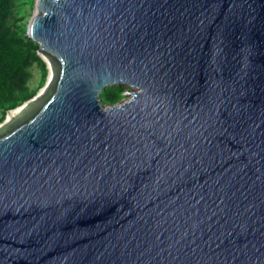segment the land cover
Returning <instances> with one entry per match:
<instances>
[{"label":"water","instance_id":"1","mask_svg":"<svg viewBox=\"0 0 264 264\" xmlns=\"http://www.w3.org/2000/svg\"><path fill=\"white\" fill-rule=\"evenodd\" d=\"M35 6L53 77L0 124V264H264V0Z\"/></svg>","mask_w":264,"mask_h":264},{"label":"trees","instance_id":"2","mask_svg":"<svg viewBox=\"0 0 264 264\" xmlns=\"http://www.w3.org/2000/svg\"><path fill=\"white\" fill-rule=\"evenodd\" d=\"M34 3L35 0H0V123L9 110L33 98L47 79V64L39 55L40 44L28 36L25 17L11 20L17 7L32 9ZM35 65L42 75L33 86ZM129 88L124 84L106 87L100 94L101 103H119Z\"/></svg>","mask_w":264,"mask_h":264},{"label":"rangeland","instance_id":"3","mask_svg":"<svg viewBox=\"0 0 264 264\" xmlns=\"http://www.w3.org/2000/svg\"><path fill=\"white\" fill-rule=\"evenodd\" d=\"M35 2H36V0H35ZM35 13H36L35 3H34V6H33L32 9H30V8L21 9L20 7H17L14 15L11 17V20L14 21V20H16L18 18L25 17L24 21L26 22L27 30H28L29 23H30V21H31V19L34 16ZM46 64H47V69H48V74H47V79H46V82H47L48 76L51 74V72H50V66H49L48 62H46ZM33 74H34V76H33V79H32V85L34 86V85H37L39 83V81L41 80V75H42L41 74V69L39 68L38 65H35V67L33 68ZM46 82H45V84H46ZM45 84H44V86H45ZM44 86L39 89L38 93L33 97V99L38 97V95L42 94ZM131 91H132V89H130V88L127 89L125 91V98H123L119 103L125 102L126 100L130 99V97H131L130 92ZM6 118H7V115H6L5 119Z\"/></svg>","mask_w":264,"mask_h":264},{"label":"bare ground","instance_id":"4","mask_svg":"<svg viewBox=\"0 0 264 264\" xmlns=\"http://www.w3.org/2000/svg\"><path fill=\"white\" fill-rule=\"evenodd\" d=\"M47 62H48V64H49V66H50V72H51V74L49 75V81H51V79H52V77H53V68H52V65H51V62H50V60L47 58ZM18 110L17 109H15V110H10V111H8V113H7V118L9 119V120H12V119H14V118H16L17 117V115H18Z\"/></svg>","mask_w":264,"mask_h":264}]
</instances>
